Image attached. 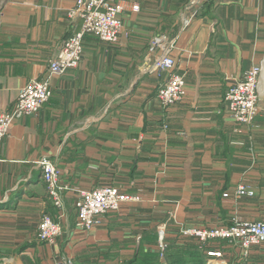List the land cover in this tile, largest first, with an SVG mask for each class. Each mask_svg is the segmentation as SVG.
Returning a JSON list of instances; mask_svg holds the SVG:
<instances>
[{
  "label": "crops",
  "instance_id": "0c3cea01",
  "mask_svg": "<svg viewBox=\"0 0 264 264\" xmlns=\"http://www.w3.org/2000/svg\"><path fill=\"white\" fill-rule=\"evenodd\" d=\"M75 1L0 0V112L13 110L23 87L48 77L63 43L80 31L70 16ZM124 1L129 37L109 45L87 36L79 67L53 77L48 103L0 141V257L9 264H23L25 246L24 255L38 253L42 264L87 247L105 255L118 247L120 262L142 243L158 252L161 231L174 241L184 228L264 220V113L239 126L227 101L247 71L264 67V0ZM160 36L174 42V73L187 84L185 99L169 109L157 99L167 73L150 72L160 54L150 43ZM43 159L72 189L62 217L48 199ZM240 185L255 197L235 198ZM105 186L141 201L78 232L79 194ZM44 213L63 222L65 246H38ZM226 249L231 264L241 260L239 250ZM242 262L264 264V246Z\"/></svg>",
  "mask_w": 264,
  "mask_h": 264
},
{
  "label": "built area",
  "instance_id": "2783aa9c",
  "mask_svg": "<svg viewBox=\"0 0 264 264\" xmlns=\"http://www.w3.org/2000/svg\"><path fill=\"white\" fill-rule=\"evenodd\" d=\"M127 10L124 0H76L75 8L70 16L81 23L80 31L67 39L60 48L58 55L50 63L48 77L34 81L23 87L16 104L11 111L0 112V141L9 136L13 125L25 117L38 114L51 98V79L65 75L77 69L84 57V42L87 36L96 37L101 43L121 45L123 36L129 37L124 25L123 16ZM132 13H138L140 7L131 5ZM159 56L150 67V72L167 73V80L158 90L157 99L164 109H169L181 103L186 97L187 84L184 76L174 73L176 59L173 56L174 42L165 37H155L151 43ZM263 65L252 67L243 78L234 83L228 90V113L239 126H250L255 119L264 113V106L259 99V87L263 74ZM42 173L47 194L54 207L62 217L65 210L66 195L72 191L61 180V171L50 159L38 163ZM235 198H253L255 192L240 185L234 192ZM228 196V195H226ZM138 196H131L113 186H105L95 190L83 191L76 201V230L91 233L100 220L112 213H120L130 203H138ZM60 219V218H59ZM65 234L63 222L53 219L44 213L37 224L36 239L43 244H55ZM184 238L193 239L198 244L210 248L205 253L208 264H231V250H239L241 260L234 264H244L255 248L264 246V220H235L230 226L217 225L210 228H184L180 231ZM165 232H159V251L165 252L168 245L165 242ZM140 240V238H139ZM223 245L221 248L220 246ZM225 245V246H224ZM4 263L9 264L7 259ZM54 264H74V259L67 255L60 256Z\"/></svg>",
  "mask_w": 264,
  "mask_h": 264
},
{
  "label": "trees",
  "instance_id": "16d2710c",
  "mask_svg": "<svg viewBox=\"0 0 264 264\" xmlns=\"http://www.w3.org/2000/svg\"><path fill=\"white\" fill-rule=\"evenodd\" d=\"M49 199V197H48ZM165 242L168 247L165 252L160 253L153 252L149 249H145L143 243L135 253L132 259L123 260L121 264H206L207 255L206 251L210 250L206 245L202 246L198 244L193 239L184 238L180 231L178 233L177 239L174 241H168L167 232L165 231ZM158 242H159V232H158ZM220 246V245H219ZM155 247L159 249V243H156ZM221 248L223 245L220 246ZM29 246H26L20 250V258L23 264H41V262H36L30 257L24 255ZM106 258H111L110 255H105ZM113 261V259H111ZM88 261V260H87ZM86 261V262H87ZM83 258H75L74 264H90L89 261L86 263Z\"/></svg>",
  "mask_w": 264,
  "mask_h": 264
},
{
  "label": "rangeland",
  "instance_id": "374dc122",
  "mask_svg": "<svg viewBox=\"0 0 264 264\" xmlns=\"http://www.w3.org/2000/svg\"><path fill=\"white\" fill-rule=\"evenodd\" d=\"M64 240H65V238L62 237V239H60V241H57V244L59 245L60 248L62 246H65ZM37 242H38V246L43 245V243H40L38 240H37ZM117 251H119L118 247L112 249V253L110 254L111 258L109 257V260H108V258L105 257V254L109 253V252H106V250H104L103 247H101V248L96 247V249H94V250H91L89 247H87V249H84L82 251H78L75 253H72V251L68 252V253H66V252H64V253H66V255L68 257H73V259L83 258L85 262L88 260L90 264H121V261L120 262L114 261V260L118 259V257H119V254L117 253ZM30 254H32V255H30L31 259L35 260L37 263L41 262L38 253H35V254L30 253ZM132 258H133V256L131 258H128V260H130ZM111 259H113V261ZM16 261L18 262V264H20L18 259ZM208 261H209V258L207 259L206 264H208ZM2 263H4L3 257H0V264H2ZM41 264H42V262H41Z\"/></svg>",
  "mask_w": 264,
  "mask_h": 264
},
{
  "label": "water",
  "instance_id": "95a60500",
  "mask_svg": "<svg viewBox=\"0 0 264 264\" xmlns=\"http://www.w3.org/2000/svg\"><path fill=\"white\" fill-rule=\"evenodd\" d=\"M263 98H264L263 93H260V92H259V99H260V101H262Z\"/></svg>",
  "mask_w": 264,
  "mask_h": 264
},
{
  "label": "bare ground",
  "instance_id": "6f19581e",
  "mask_svg": "<svg viewBox=\"0 0 264 264\" xmlns=\"http://www.w3.org/2000/svg\"><path fill=\"white\" fill-rule=\"evenodd\" d=\"M142 242V241H141Z\"/></svg>",
  "mask_w": 264,
  "mask_h": 264
}]
</instances>
